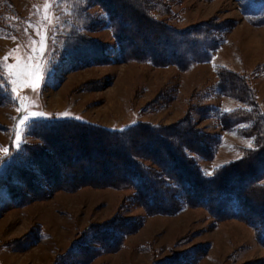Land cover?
Here are the masks:
<instances>
[{"label":"rangeland","instance_id":"374dc122","mask_svg":"<svg viewBox=\"0 0 264 264\" xmlns=\"http://www.w3.org/2000/svg\"><path fill=\"white\" fill-rule=\"evenodd\" d=\"M158 16L180 29L209 21L227 31L209 60L181 70L123 61L108 14L95 2L0 0V76L8 90L15 89L12 99L0 104V174L11 161L13 143L21 151L24 143L34 141L20 124L32 111L51 114L48 120L61 119L57 114L67 112L112 129L139 122L170 126L189 115L196 128L218 138L212 158L193 154L211 175L218 166L242 157V149L254 148V137L243 133L250 122L225 129L212 108L227 112L246 107L217 90L216 68L252 74L264 64V1L174 0L171 13ZM88 37L105 45L108 62L92 58L85 63L81 39ZM45 38L47 50L41 53L37 50ZM41 61L52 65L35 88L23 83L31 79L28 74H12L20 73L22 64L35 66ZM253 85L264 102V72L254 77ZM133 192L89 185L70 192L57 190L46 199L3 213L0 207V264H56L90 225L116 214L143 218L144 223L119 250L103 252L86 263L67 264H157L170 257L188 264H264V245L246 222L216 220L201 206L173 215H147L130 201Z\"/></svg>","mask_w":264,"mask_h":264},{"label":"trees","instance_id":"16d2710c","mask_svg":"<svg viewBox=\"0 0 264 264\" xmlns=\"http://www.w3.org/2000/svg\"><path fill=\"white\" fill-rule=\"evenodd\" d=\"M87 1L107 12L124 61L186 70L209 60L227 31L209 21L183 29L168 24L158 14H170L174 0ZM81 40L86 46L80 48L84 61L107 62L104 44L89 37ZM216 71L217 90L246 105L227 112L212 108L225 129L251 123L243 133L254 137L255 147L242 149L243 159L203 176L193 154L212 158L218 138L196 128L189 115L175 125L139 122L123 129L75 119L41 120L28 130L33 142L24 143L21 151L15 150L14 143L10 147L11 161L0 174L1 212L46 199L57 190L70 192L89 185L131 188L130 201L142 206L147 215H173L186 207L201 206L216 220L246 222L264 245V110L253 85L254 77L264 72V64L252 74L224 66ZM9 95L0 76V104L8 103ZM143 223V218L116 214L92 224L59 255L57 263H86L103 252L117 251ZM102 225H108L107 230L102 231ZM157 264L188 262L170 257Z\"/></svg>","mask_w":264,"mask_h":264},{"label":"snow or ice","instance_id":"6c2138e0","mask_svg":"<svg viewBox=\"0 0 264 264\" xmlns=\"http://www.w3.org/2000/svg\"><path fill=\"white\" fill-rule=\"evenodd\" d=\"M42 47L40 49H38L37 51L43 53L44 51L47 50V44H46V38L43 39L41 41ZM5 59H7V57H5ZM52 65V61H41L39 63H37L35 66L30 65L29 63H25L20 65L19 67H21V72L20 73H16L13 72V75H24V74H28L31 79H26L23 81V83L28 84L31 83L33 85V87L35 88L40 80L48 75L49 69ZM10 68L13 66H9ZM13 83H16V81H13ZM15 91L14 88L9 89V93ZM9 98L12 99L11 95H9ZM61 119H75V120H80V117H76V116H71L69 113L65 112V113H60L57 114ZM43 118L44 120H48L49 118H51V114H46L43 111H32L29 114L25 115L24 118L20 121V124L23 125L24 130L29 129L31 126H33L34 124H38L41 123V119ZM136 123V122H133ZM19 127V126H18ZM17 135H19V131L17 132ZM25 141H21V143H23ZM249 148H251V145H249ZM184 151L186 152L187 155L191 156V153L188 152L187 148L184 149ZM238 159H243V157H238ZM236 161H228L227 164H231V163H235ZM226 165H220L217 167L216 171H219L220 169L224 168ZM202 175L205 177H208L211 175V173L207 172L204 169H201ZM108 225H102L101 226V230H107Z\"/></svg>","mask_w":264,"mask_h":264},{"label":"bare ground","instance_id":"6f19581e","mask_svg":"<svg viewBox=\"0 0 264 264\" xmlns=\"http://www.w3.org/2000/svg\"><path fill=\"white\" fill-rule=\"evenodd\" d=\"M108 58V57H107ZM104 60V59H103ZM105 60H107V59H105ZM97 61V60H96ZM124 61V60H123ZM94 62V61H93ZM99 62V61H98ZM107 62H108V60H107ZM101 63V62H100ZM105 63V62H104ZM75 65H73V67H74ZM76 145V144H75ZM72 146V145H71ZM242 147V146H241ZM72 148H74V146L72 147Z\"/></svg>","mask_w":264,"mask_h":264},{"label":"crops","instance_id":"0c3cea01","mask_svg":"<svg viewBox=\"0 0 264 264\" xmlns=\"http://www.w3.org/2000/svg\"><path fill=\"white\" fill-rule=\"evenodd\" d=\"M259 101H260V100H259ZM260 102H261V101H260ZM261 103L263 104V106H262V107H263V109H264V102H261Z\"/></svg>","mask_w":264,"mask_h":264}]
</instances>
